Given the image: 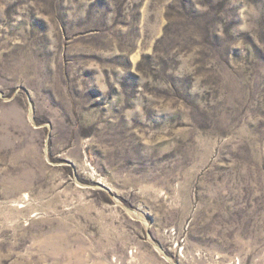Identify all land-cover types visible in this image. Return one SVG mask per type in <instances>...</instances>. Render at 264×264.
<instances>
[{
	"label": "rangeland",
	"instance_id": "rangeland-1",
	"mask_svg": "<svg viewBox=\"0 0 264 264\" xmlns=\"http://www.w3.org/2000/svg\"><path fill=\"white\" fill-rule=\"evenodd\" d=\"M0 264H264V0H0Z\"/></svg>",
	"mask_w": 264,
	"mask_h": 264
}]
</instances>
